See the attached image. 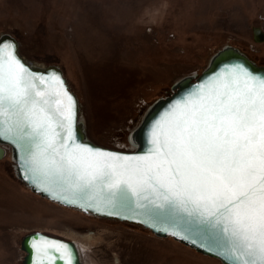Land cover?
I'll use <instances>...</instances> for the list:
<instances>
[{
    "label": "snow or ice",
    "instance_id": "obj_1",
    "mask_svg": "<svg viewBox=\"0 0 264 264\" xmlns=\"http://www.w3.org/2000/svg\"><path fill=\"white\" fill-rule=\"evenodd\" d=\"M0 137L22 153L25 178L56 199L142 218L226 264H264V75L243 64L176 100L152 125L150 147L126 155L79 142L64 79L32 71L15 42H0ZM32 247L35 264H73L66 243L40 237Z\"/></svg>",
    "mask_w": 264,
    "mask_h": 264
},
{
    "label": "rangeland",
    "instance_id": "obj_2",
    "mask_svg": "<svg viewBox=\"0 0 264 264\" xmlns=\"http://www.w3.org/2000/svg\"><path fill=\"white\" fill-rule=\"evenodd\" d=\"M264 0H0V35L21 54L58 65L81 104L88 137L133 149L132 130L174 83L200 74L226 45L264 65ZM0 157V264H22V237L34 230L73 239L81 264H223L141 225L52 202L15 175L8 145Z\"/></svg>",
    "mask_w": 264,
    "mask_h": 264
},
{
    "label": "water",
    "instance_id": "obj_3",
    "mask_svg": "<svg viewBox=\"0 0 264 264\" xmlns=\"http://www.w3.org/2000/svg\"><path fill=\"white\" fill-rule=\"evenodd\" d=\"M254 39L255 41H263L264 40V31L260 26L254 27ZM9 41L15 42L17 45V55L21 57L26 63L27 66L31 68L32 71L38 73L47 75L52 72H55L59 74L65 81V85L68 87L69 92L73 95V97L77 101V139L81 143L88 144L93 147L100 148L102 150L106 151H113L118 152L126 155H141L143 154L148 147H150L149 144V137L152 125L163 115V113L173 104L176 100L184 98L189 92L193 91L199 84L203 83L207 79L211 78L212 76H215L217 73H219L222 69H224L227 66L235 65V64H243L245 67H247L250 71H252L254 74L258 75H264V65H259L256 62H254L247 54L242 52L239 48L226 45L220 50H218L213 57L211 58L208 66L200 73V74H188L184 75L180 79H178L174 85L172 92L165 96L157 99L146 111L143 118L139 122V124L132 130L130 135V142L134 145L133 149L124 150L119 148H112L108 146H103L100 144L95 143L92 141L86 131V125L84 122V119L81 114V104L79 101V98L77 94L71 89L68 80L62 70V68L58 65H48V66H39L35 65L31 62H29L20 52V43L19 41L10 33H4L0 35V42L7 43ZM0 142L7 144L11 147V158L14 163V172L16 177L25 185L27 186L31 191L34 193L52 201L59 205L66 206L69 208H73L76 210H79L81 212H84L85 214L98 216L101 218H108V219H116L120 221L130 222L134 224L141 225L142 227L150 230L153 234L160 236V237H171L174 240L189 246L196 250L199 253H202L204 255L216 258L220 260L223 264H226V261H224L221 257L215 255L214 253L208 252L205 249H202L198 247V245L191 244L188 241H185L183 239H180L178 237L169 235L168 233L157 231L156 229L140 222V219L142 218H136V219H124L122 216H113V215H107L106 211L104 212H97L93 209H85L78 204H68L66 202H63L59 199L54 198L49 193H46L44 191H41L35 186L32 182H30L28 179L25 178L24 170L21 167V160H22V153L17 149V147L11 143V141L5 139L4 137H0ZM4 149L0 147V156H3ZM127 215V213H126ZM159 227V225H158ZM40 237H46L48 239L58 240L63 243H66L70 246L72 253H73V264H81V256L79 249L76 245V243L72 240L63 238L61 236L52 235L49 233H46L41 230H34L26 233L21 240V248L25 252L22 264H35L36 261V253L35 250L32 247V242L34 240L39 239ZM58 255V254H54ZM55 264H64V261H61L57 259L55 261Z\"/></svg>",
    "mask_w": 264,
    "mask_h": 264
},
{
    "label": "bare ground",
    "instance_id": "obj_4",
    "mask_svg": "<svg viewBox=\"0 0 264 264\" xmlns=\"http://www.w3.org/2000/svg\"><path fill=\"white\" fill-rule=\"evenodd\" d=\"M0 145H1V148L4 149V154H6V153H5L6 150H5V148L3 147V145H7V144H4V143H1V142H0ZM133 147H134V146H133ZM4 154H3V155H4ZM63 238H64V237H63ZM66 239H68V238H66ZM69 240L74 241L73 239H69ZM74 242H75V241H74ZM75 243H76V242H75ZM76 245H77V243H76ZM77 247H78V246H77ZM78 249H79V248H78ZM117 264H121L120 261H117Z\"/></svg>",
    "mask_w": 264,
    "mask_h": 264
},
{
    "label": "built area",
    "instance_id": "obj_5",
    "mask_svg": "<svg viewBox=\"0 0 264 264\" xmlns=\"http://www.w3.org/2000/svg\"><path fill=\"white\" fill-rule=\"evenodd\" d=\"M0 147H1V145H0ZM8 149L11 151V147H10L9 145H8V148H7V150H8Z\"/></svg>",
    "mask_w": 264,
    "mask_h": 264
},
{
    "label": "crops",
    "instance_id": "obj_6",
    "mask_svg": "<svg viewBox=\"0 0 264 264\" xmlns=\"http://www.w3.org/2000/svg\"><path fill=\"white\" fill-rule=\"evenodd\" d=\"M0 157H2V156H0Z\"/></svg>",
    "mask_w": 264,
    "mask_h": 264
}]
</instances>
